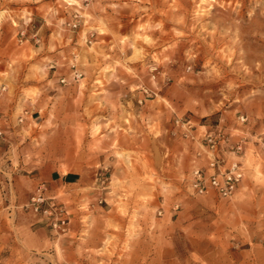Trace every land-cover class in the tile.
<instances>
[{
    "label": "rangeland",
    "instance_id": "rangeland-1",
    "mask_svg": "<svg viewBox=\"0 0 264 264\" xmlns=\"http://www.w3.org/2000/svg\"><path fill=\"white\" fill-rule=\"evenodd\" d=\"M88 3L0 7L30 41L0 79V264H264V0ZM214 155L231 197L193 188Z\"/></svg>",
    "mask_w": 264,
    "mask_h": 264
},
{
    "label": "built area",
    "instance_id": "built-area-1",
    "mask_svg": "<svg viewBox=\"0 0 264 264\" xmlns=\"http://www.w3.org/2000/svg\"><path fill=\"white\" fill-rule=\"evenodd\" d=\"M83 1L88 5L90 0ZM84 18L85 14L82 13L81 10H77L66 25L69 29L76 30L84 21ZM73 73V75H75L74 77L81 76V74H78L77 70ZM3 118L4 113L0 102V137H3L5 134L2 123ZM211 141H213V139H211ZM209 170H211L210 173L204 172L203 170L201 171V169L195 172L193 188L200 194H206L210 192V190H213L223 198L231 197L236 192L243 178V171L237 162H233L229 167L224 168V165L221 163V158L217 155H214L212 158ZM32 205L36 211L54 216L51 224L55 228L66 229V225L69 221V213L64 205H59L53 200L48 201L41 191L33 198Z\"/></svg>",
    "mask_w": 264,
    "mask_h": 264
},
{
    "label": "crops",
    "instance_id": "crops-1",
    "mask_svg": "<svg viewBox=\"0 0 264 264\" xmlns=\"http://www.w3.org/2000/svg\"><path fill=\"white\" fill-rule=\"evenodd\" d=\"M40 1L41 0H26V1H22L23 2L22 5L19 6L14 4L13 0H0V7H6L5 11H7L10 14L11 13L16 14V8L22 9L23 4L30 3L28 7L33 8L35 18H40V17L42 18V24L40 26L41 29L45 27V23L43 22L45 16L39 10L40 6L36 5ZM31 2L33 4H31ZM20 12H22V10H20ZM7 20L8 18L4 21H1L0 23V79H3V74L6 72V68L8 67V65L11 64V62L13 63L14 61H17L15 57L21 55V53L27 48V45L30 43L28 39L23 41H16L14 39V34H13L14 30L13 28L9 27L11 26V24L8 23ZM23 23L26 24L28 23L27 21L22 22V28H25ZM9 30L11 31L9 32ZM6 90H7L6 86L0 87L1 104H4L6 102V95L4 96ZM2 108L4 111L5 109L3 105ZM25 112L26 114L29 113L28 110ZM20 120H23V118H21ZM8 121L10 122V118L8 119L4 115L2 123L3 126L6 128L7 125H10ZM57 172L60 173L59 178H57V180L59 179V182L67 186L79 184L83 179L82 173H84L82 170H68L67 172L62 174L60 171Z\"/></svg>",
    "mask_w": 264,
    "mask_h": 264
}]
</instances>
